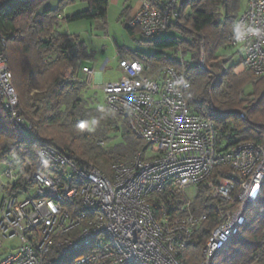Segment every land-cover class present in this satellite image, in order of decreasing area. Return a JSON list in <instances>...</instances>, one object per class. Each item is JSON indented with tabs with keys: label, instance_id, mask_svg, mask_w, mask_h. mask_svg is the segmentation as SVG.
Wrapping results in <instances>:
<instances>
[{
	"label": "built area",
	"instance_id": "1",
	"mask_svg": "<svg viewBox=\"0 0 264 264\" xmlns=\"http://www.w3.org/2000/svg\"><path fill=\"white\" fill-rule=\"evenodd\" d=\"M182 1H143L128 24L147 39L168 34L181 21ZM226 43L244 49L237 73L264 77V0H248ZM199 66L210 71L203 50ZM119 70L117 81L104 82L78 60L64 76L102 92L108 110L128 123L146 151L114 164L109 177L52 146L42 148L33 165L20 146L2 163L10 184L0 181V249L4 241L11 246L0 264H180L179 253L207 219L192 213L200 192L217 214L203 264L246 227L247 210L263 191L264 141L226 139L214 120L191 109L185 98L191 84L173 67L121 57ZM0 96L17 119L19 98L1 34ZM240 117L248 115L241 111ZM25 176L30 186L10 194L7 189Z\"/></svg>",
	"mask_w": 264,
	"mask_h": 264
},
{
	"label": "trees",
	"instance_id": "2",
	"mask_svg": "<svg viewBox=\"0 0 264 264\" xmlns=\"http://www.w3.org/2000/svg\"><path fill=\"white\" fill-rule=\"evenodd\" d=\"M48 1L0 0V34L6 40V55L19 98L15 119L0 96V164L17 155L21 146L25 157L35 165L38 152L52 146L92 162L111 177L114 164L136 157L147 146L135 137L126 121L107 107L110 123L99 109L89 108L88 102L79 97L88 86L66 78L64 71L76 67L78 60L91 68L92 56L78 36L59 29L61 24L80 21L106 22L110 0H77L86 3L87 9L65 18H60L61 13L76 0H61L55 10L40 13ZM239 3L240 0H183L180 19L185 25L174 24L170 28L180 38H153L149 42L155 49L153 55L134 53L130 58L153 67L170 66L185 74L191 84L185 98L195 113L214 120L222 135L233 144H260L264 141V78L258 80L252 71L235 75L238 65H233L222 80L213 84L212 73L199 66L202 50L209 64L227 46V37L239 17ZM129 15L127 7L121 18L126 17L129 23ZM126 28L131 36L140 32L129 24ZM179 54L190 55L191 62H182ZM230 61L231 58L226 63ZM249 85L253 92L245 98L244 90ZM244 110L247 119L240 117ZM110 129L121 135V142L106 147L112 141ZM221 170L216 169L212 177ZM30 184L25 176L7 191L12 194ZM174 199L181 203L178 194ZM192 213L207 219L195 231L192 243L179 253L180 264H203L204 245L217 226L215 204L205 193L195 197ZM246 216V227L213 256L210 264H264V183L261 198L247 210Z\"/></svg>",
	"mask_w": 264,
	"mask_h": 264
},
{
	"label": "rangeland",
	"instance_id": "3",
	"mask_svg": "<svg viewBox=\"0 0 264 264\" xmlns=\"http://www.w3.org/2000/svg\"><path fill=\"white\" fill-rule=\"evenodd\" d=\"M247 1L248 0H240L241 7L246 5ZM127 2L126 6H130V0H127ZM121 9V6L112 4L109 8L106 22L101 20L80 21L67 25L61 24L59 28L61 32L78 36L80 41L85 44L88 53L92 56V59H90L91 68L94 69L96 74L101 75L104 82H113L119 79L121 76V71L119 70L121 57L129 58L134 53H142L145 55H153L155 53V49L149 43L151 39L144 38L138 31L135 32L134 36H131L128 33L126 28L128 26V19L126 17L121 18L123 11L125 10ZM178 24L179 26H184L185 22L181 20ZM166 38L179 39L180 36L177 31L172 28L169 30L168 34L158 37V39ZM239 48L240 47H238V49ZM241 55L243 54H240L238 50H236V47L229 45L221 50L218 54V58L208 64L213 80H222L223 74L228 72L231 66L238 65L240 63ZM179 56L180 59H182L183 56L181 54H179ZM230 58L231 61L227 64L226 60ZM183 60L184 62H191V56L187 55L183 57L182 62ZM242 73L244 72L237 73L236 69H234L235 75H240ZM84 77V75H81L80 80L84 79ZM256 77L258 80L264 78L258 76ZM252 92V86H246L244 90V97L246 98ZM219 93L220 91L217 92V94ZM79 97L88 102L87 104L89 108L99 109L103 118L108 121L107 123L111 122L106 111L104 95L102 92L85 87V89L79 93ZM244 111L247 113V110ZM109 136L112 138V141L106 144V147H110L121 142V135L113 132L112 129H110ZM7 170V167L0 164V181L3 182L5 188H7L10 184V180L6 177ZM7 193L8 192L5 191L4 195H7ZM188 194L190 196H194V190L188 191ZM24 197L26 196H19L20 199H23ZM4 243L5 248L3 250L0 249V258L6 253L5 249L11 246L10 244L7 245V241H4ZM12 245H16V242H13Z\"/></svg>",
	"mask_w": 264,
	"mask_h": 264
},
{
	"label": "crops",
	"instance_id": "4",
	"mask_svg": "<svg viewBox=\"0 0 264 264\" xmlns=\"http://www.w3.org/2000/svg\"><path fill=\"white\" fill-rule=\"evenodd\" d=\"M60 1L61 0H49L47 2V4L43 7V9L41 10V13H44V12L49 11V10H51V11L55 10L57 8V6L59 5ZM126 2H127V0L126 1L125 0H122V1L121 0H110V6L112 4L121 6V8H122L121 10H124L125 8L129 7L130 8L129 17H131L134 13H136L140 9L143 0H130V6H126ZM110 6H109V8H110ZM247 6H248V1H247L246 5H244L243 7H241V5L239 3L238 15H241L247 9ZM87 7L88 6L86 3H81V2L76 0V3L74 5L69 6L63 10V12L60 15V18H65V17L71 16L77 12L84 11L87 9ZM236 50H238V52L240 54L244 55V49L243 48H239V49L236 48ZM241 51H242V53H241ZM243 55L240 56L241 60L243 59ZM81 75H83V74H81Z\"/></svg>",
	"mask_w": 264,
	"mask_h": 264
},
{
	"label": "water",
	"instance_id": "5",
	"mask_svg": "<svg viewBox=\"0 0 264 264\" xmlns=\"http://www.w3.org/2000/svg\"><path fill=\"white\" fill-rule=\"evenodd\" d=\"M22 127H23V129H25V130H26V127H25L24 125H22Z\"/></svg>",
	"mask_w": 264,
	"mask_h": 264
}]
</instances>
